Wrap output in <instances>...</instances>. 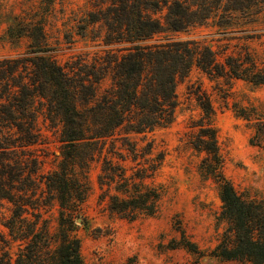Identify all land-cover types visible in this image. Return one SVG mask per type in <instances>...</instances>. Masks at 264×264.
I'll use <instances>...</instances> for the list:
<instances>
[{"label": "trees", "instance_id": "trees-1", "mask_svg": "<svg viewBox=\"0 0 264 264\" xmlns=\"http://www.w3.org/2000/svg\"><path fill=\"white\" fill-rule=\"evenodd\" d=\"M119 1L124 5L121 14H116L120 31L115 30V39L129 44L121 47L124 52L119 55L107 52L103 60L92 64L91 72L66 70L39 48L33 56L26 52L0 58V200L10 204L3 222L8 238L0 234V264H81L74 220L81 216L89 194L85 172L94 158L100 159L97 201H104L109 213L128 220L156 213L162 188L145 180L156 174L163 153L155 151L145 133L172 122L178 104L176 83L192 67L209 79L264 85V65L259 66L246 46L233 54L225 48L213 49L202 40L171 39L164 34L203 25L211 16L218 17L212 25L220 32L228 31L236 23L233 18L251 9L259 12L264 0ZM150 11L160 15L152 16ZM20 27L21 32L8 27L7 35L30 37V47L44 44L40 26ZM161 34L165 40L149 42ZM108 72L111 81L103 87ZM187 89L202 114L191 121L189 126L196 130L188 134L187 143L202 153L200 171L218 185L219 219L226 222L209 255L237 264H263L264 198L244 197L224 177L211 124L212 105L200 88L192 90L189 84ZM34 98L45 99L48 117L58 116L61 122L62 159L58 169L39 174L38 180L37 159L25 150L16 151L36 142L37 115L28 108ZM256 134L264 136V122L257 121ZM118 160H129L131 172ZM52 205L57 211L53 228L39 210ZM14 242L16 251L11 253ZM182 244L202 255L193 243Z\"/></svg>", "mask_w": 264, "mask_h": 264}, {"label": "rangeland", "instance_id": "rangeland-1", "mask_svg": "<svg viewBox=\"0 0 264 264\" xmlns=\"http://www.w3.org/2000/svg\"><path fill=\"white\" fill-rule=\"evenodd\" d=\"M123 5L119 0H0V58L26 52L33 56L39 48V52L51 54L66 70L91 72L92 64L103 60L107 52L119 55L124 52L121 47L129 44L115 39V30L120 31L115 18ZM253 11L233 18L235 25L225 32L212 25L218 17L211 16L203 25L164 34L171 39L202 40L213 49L225 48V52L233 54L240 46H246L259 66H263L264 1L259 3V12ZM164 12L165 9L161 10V14ZM19 26L22 30L40 26L44 44L30 47V37L7 35L8 27L15 32ZM164 34L149 42L165 40ZM110 81L108 72L102 86H109ZM189 84L192 90L200 88L212 105L211 124L223 158L222 174L244 197L264 198V136L256 134L257 121L264 122V85L242 79H209L192 67L188 76L176 83L178 104L172 122L145 133L155 151L163 153L156 174L145 180L162 188L155 214L128 220L109 213L105 202L97 201L100 159L89 162L85 174L90 190L73 230L80 243L81 264H237L209 255L226 222L219 219L218 185L200 171L202 153L187 143L188 134L196 130L189 126L191 121L202 115L195 97L188 93ZM28 108L37 115L36 142L16 151L20 154L25 150L30 158L37 159L38 180L39 174L58 169L62 159L58 140L61 122L58 116L48 117L43 98H34ZM118 162L127 168V173L131 172L129 167L133 164L129 160ZM74 168L79 171L77 165ZM9 207L7 201L0 200V234L5 238L8 235L3 222L10 213ZM39 210L43 218L50 219L53 228L56 205ZM185 241L193 243L202 255L187 249L182 244ZM10 245L9 251L14 253L16 243Z\"/></svg>", "mask_w": 264, "mask_h": 264}, {"label": "water", "instance_id": "water-1", "mask_svg": "<svg viewBox=\"0 0 264 264\" xmlns=\"http://www.w3.org/2000/svg\"><path fill=\"white\" fill-rule=\"evenodd\" d=\"M76 221H79V218H77Z\"/></svg>", "mask_w": 264, "mask_h": 264}]
</instances>
